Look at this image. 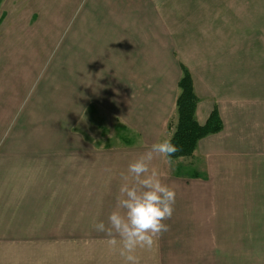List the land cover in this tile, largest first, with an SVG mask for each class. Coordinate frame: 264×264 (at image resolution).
Here are the masks:
<instances>
[{
	"label": "crops",
	"instance_id": "1",
	"mask_svg": "<svg viewBox=\"0 0 264 264\" xmlns=\"http://www.w3.org/2000/svg\"><path fill=\"white\" fill-rule=\"evenodd\" d=\"M0 59V264H122L92 222L171 135L180 65L222 127L153 158L175 202L140 264H264V0H0Z\"/></svg>",
	"mask_w": 264,
	"mask_h": 264
},
{
	"label": "clouds",
	"instance_id": "2",
	"mask_svg": "<svg viewBox=\"0 0 264 264\" xmlns=\"http://www.w3.org/2000/svg\"><path fill=\"white\" fill-rule=\"evenodd\" d=\"M176 151L171 136L165 135L131 160L127 172L121 173L107 225L103 220L92 222L95 231L108 235L106 244L122 258V264H140L137 250H151L160 234L168 230L164 221L173 214L175 189L162 182L160 171L151 162L155 156L170 162Z\"/></svg>",
	"mask_w": 264,
	"mask_h": 264
},
{
	"label": "trees",
	"instance_id": "3",
	"mask_svg": "<svg viewBox=\"0 0 264 264\" xmlns=\"http://www.w3.org/2000/svg\"><path fill=\"white\" fill-rule=\"evenodd\" d=\"M180 71L175 116L168 124L172 143L177 147V151L171 154V159L191 156L201 138L218 132L222 127L215 110L210 113L203 125L197 122L195 118L197 97L193 91L191 75L183 65H180Z\"/></svg>",
	"mask_w": 264,
	"mask_h": 264
},
{
	"label": "rangeland",
	"instance_id": "4",
	"mask_svg": "<svg viewBox=\"0 0 264 264\" xmlns=\"http://www.w3.org/2000/svg\"><path fill=\"white\" fill-rule=\"evenodd\" d=\"M2 63H4V59H0V65H3ZM92 109H93V107L91 108V111L90 112H91V115H94L96 117V119H97V125L99 123H103L104 128H106V129L109 128V126L107 125V123L109 121L107 119L106 120H102L104 117L106 118V116H104V114H102V112H100V110L98 108H94L93 110ZM87 116H89L88 113H87ZM113 125H114V123H112V127H110L111 129L114 127ZM102 128L103 127H101V129ZM114 133L115 134H113L112 136H110V138L107 137L106 138V141L105 142H102V143L103 144H107V145L112 144V143L116 144V143H119V142L125 143L127 140H130L131 139V137H127L125 134H123L124 133L123 131L121 132L120 130H116L115 129L114 130ZM187 167H191L192 169H195L194 167L198 168V166L197 165L195 166L194 164H192V165L187 164ZM191 168L185 169V173L192 174L193 173V170Z\"/></svg>",
	"mask_w": 264,
	"mask_h": 264
}]
</instances>
